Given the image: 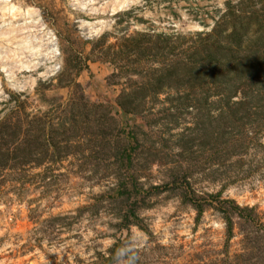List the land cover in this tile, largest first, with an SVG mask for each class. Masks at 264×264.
<instances>
[{
	"label": "rangeland",
	"instance_id": "1",
	"mask_svg": "<svg viewBox=\"0 0 264 264\" xmlns=\"http://www.w3.org/2000/svg\"><path fill=\"white\" fill-rule=\"evenodd\" d=\"M14 3L57 57L0 69V264H264V0H137L89 38ZM221 201L259 217L228 237Z\"/></svg>",
	"mask_w": 264,
	"mask_h": 264
},
{
	"label": "bare ground",
	"instance_id": "2",
	"mask_svg": "<svg viewBox=\"0 0 264 264\" xmlns=\"http://www.w3.org/2000/svg\"><path fill=\"white\" fill-rule=\"evenodd\" d=\"M69 1L73 13L87 20H96L95 23L80 21L79 27L88 38L98 36L108 29L106 17L124 11L137 2V0ZM56 54L54 35L46 30L35 9L21 7L14 3V0H0V69L8 80L12 81L15 73L36 69L42 61L54 62Z\"/></svg>",
	"mask_w": 264,
	"mask_h": 264
},
{
	"label": "trees",
	"instance_id": "3",
	"mask_svg": "<svg viewBox=\"0 0 264 264\" xmlns=\"http://www.w3.org/2000/svg\"><path fill=\"white\" fill-rule=\"evenodd\" d=\"M124 154H125V152H124ZM121 158L123 161L124 158H123L122 154H121ZM120 195L121 196H127L128 198L130 197V193L126 188H122V190L120 191ZM204 204H205V201H202V200L195 202L194 206H195L196 211L198 212V215H201V213L203 212V206H206ZM216 204L217 205H216V207H214V209L218 213L222 214L223 219L225 221L226 232H227L228 237H230L232 227H233L231 216H235L237 219H240L244 222L248 221V220H249V222L253 221L254 216L259 217L257 215H251V213H250L251 211L249 212L246 209L238 207L232 201H221V202L216 203ZM207 206H213V205H211L209 203V205H207ZM132 209L133 208H130V213L128 215L124 216V222L122 224L123 227L132 224L131 223L132 221H130V219H129L130 217L132 218V220H137L134 217ZM257 219L260 220L259 218H257ZM118 251H119V249L117 248V245H115L114 249L111 251V254H115V252H118ZM126 254L128 255V253H126ZM112 256L110 257V259L106 260L107 263H110V262L115 260L114 258H112Z\"/></svg>",
	"mask_w": 264,
	"mask_h": 264
}]
</instances>
